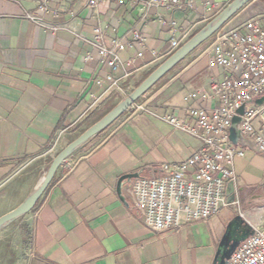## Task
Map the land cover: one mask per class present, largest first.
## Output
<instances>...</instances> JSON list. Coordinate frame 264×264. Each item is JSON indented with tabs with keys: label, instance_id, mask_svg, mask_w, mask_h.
Listing matches in <instances>:
<instances>
[{
	"label": "crops",
	"instance_id": "0c3cea01",
	"mask_svg": "<svg viewBox=\"0 0 264 264\" xmlns=\"http://www.w3.org/2000/svg\"><path fill=\"white\" fill-rule=\"evenodd\" d=\"M40 1L0 0V215L22 205L58 151L179 48L170 49L173 36L182 46L231 0H216V8L204 0H194L193 7L181 0L180 7L147 10L131 0H98L95 5L47 0L46 11L38 8ZM263 9V0H250L227 25L246 10ZM172 19L176 34L169 26ZM96 25L107 45L114 37L130 38L133 25L146 36L142 56L136 55V46L119 52L124 66L114 71V87L108 81L102 87L95 83L112 70L90 43ZM211 41L212 36L135 100L145 110L130 115L128 107L73 148L31 210L0 224V264H213L234 215L251 225L264 221V151L238 131L232 143L244 153L234 156L226 204L207 219L154 230L134 205L131 181L117 190L123 173L157 175L163 162L182 160L200 146L196 136L160 116L193 123L188 111L203 93L208 108L218 105L210 81L222 78L224 70L210 64Z\"/></svg>",
	"mask_w": 264,
	"mask_h": 264
},
{
	"label": "built area",
	"instance_id": "2783aa9c",
	"mask_svg": "<svg viewBox=\"0 0 264 264\" xmlns=\"http://www.w3.org/2000/svg\"><path fill=\"white\" fill-rule=\"evenodd\" d=\"M89 1L95 5L98 0ZM131 1L142 5L144 10L151 6L166 9L182 6L181 0ZM117 2L120 4L122 0ZM204 3L217 7L216 0H204ZM186 4L193 7L194 0H186ZM38 8L48 10L47 0H41ZM27 16L42 22L37 14L27 13ZM169 26L171 33L176 34L178 29L173 19ZM93 32L91 45L100 60L112 69L96 78L95 83L102 87L108 81L109 86L114 87L118 82L114 71L124 66L119 52L126 46H136V55L142 56L146 36L133 25L129 29L130 38L114 37L107 45L100 25L94 26ZM180 45V39L173 36L170 49ZM210 50L213 54L210 64L224 70L222 78L210 81L218 105L208 108L205 105L207 94L203 93L199 104L189 108L193 123L182 122L174 115L160 116L163 121L196 136L200 146L182 160L163 162L159 174L135 177L130 183L134 205L142 212L144 223L154 230L177 229L184 222L207 219L226 204V184L235 176L234 156L244 153V149L234 146L229 135L235 115L240 116L237 131L249 136L258 151H264V12L235 26L228 27L227 22L224 23L213 33ZM151 53L158 56L155 49ZM240 106L243 112L239 114ZM129 109L131 115L145 110V105L134 101ZM254 119L260 120L261 125L255 126ZM65 163H68L66 157L61 165ZM225 264H264V221L252 225V233L240 241Z\"/></svg>",
	"mask_w": 264,
	"mask_h": 264
},
{
	"label": "water",
	"instance_id": "95a60500",
	"mask_svg": "<svg viewBox=\"0 0 264 264\" xmlns=\"http://www.w3.org/2000/svg\"><path fill=\"white\" fill-rule=\"evenodd\" d=\"M250 0H231L223 9H221L213 19L200 31L194 34L182 46L176 49L168 57H166L159 65H157L136 87L135 89L115 108L105 113L96 122L81 132L77 137L68 142L52 159L43 179L28 197V199L19 207L12 209L0 215V224L14 217L26 213L31 210L41 194L53 179L57 169L61 165L66 155L77 145L85 141L96 132L107 127L111 122L117 119L148 87H150L160 76L168 69L175 65L180 59L187 55L190 51L211 37L213 33L226 23L233 15H235ZM261 100V99H260ZM240 114L243 112V106L237 109ZM240 120L239 115L232 118L230 126V139L235 140L237 129L236 125ZM137 172L123 173L117 181V190L120 191L122 186L130 182L133 178L139 177ZM252 233V225L248 223L239 213L234 215L227 223L222 237L219 241L217 252L213 264H225L234 248Z\"/></svg>",
	"mask_w": 264,
	"mask_h": 264
},
{
	"label": "rangeland",
	"instance_id": "374dc122",
	"mask_svg": "<svg viewBox=\"0 0 264 264\" xmlns=\"http://www.w3.org/2000/svg\"><path fill=\"white\" fill-rule=\"evenodd\" d=\"M263 2H264V0H263ZM260 12H264V9L257 11V12H254V13H250L249 11L246 10V11L242 12L241 14H239L238 16H236L233 20H231V22H229V24H228V27L238 25L239 23L243 22L244 20L251 17L252 15H254L256 13H260Z\"/></svg>",
	"mask_w": 264,
	"mask_h": 264
}]
</instances>
